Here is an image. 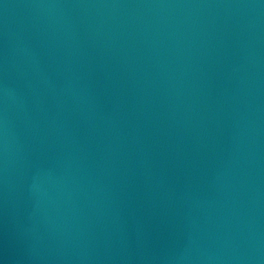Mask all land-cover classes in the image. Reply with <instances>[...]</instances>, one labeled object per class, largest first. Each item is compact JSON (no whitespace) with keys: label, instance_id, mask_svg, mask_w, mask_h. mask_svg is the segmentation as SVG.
<instances>
[{"label":"water","instance_id":"1","mask_svg":"<svg viewBox=\"0 0 264 264\" xmlns=\"http://www.w3.org/2000/svg\"><path fill=\"white\" fill-rule=\"evenodd\" d=\"M0 264H264V0H0Z\"/></svg>","mask_w":264,"mask_h":264}]
</instances>
